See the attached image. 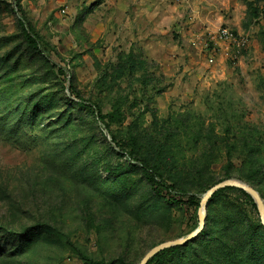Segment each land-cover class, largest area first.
<instances>
[{
  "label": "rangeland",
  "instance_id": "374dc122",
  "mask_svg": "<svg viewBox=\"0 0 264 264\" xmlns=\"http://www.w3.org/2000/svg\"><path fill=\"white\" fill-rule=\"evenodd\" d=\"M13 3L0 0V264H139L190 234L201 198L226 180L264 205V0H21L58 53L49 61ZM222 27L246 47L214 45ZM69 81L102 114L121 110L110 132ZM125 151L195 195L197 212L158 199ZM210 198L206 232L152 264H254L256 204L238 188Z\"/></svg>",
  "mask_w": 264,
  "mask_h": 264
},
{
  "label": "trees",
  "instance_id": "16d2710c",
  "mask_svg": "<svg viewBox=\"0 0 264 264\" xmlns=\"http://www.w3.org/2000/svg\"><path fill=\"white\" fill-rule=\"evenodd\" d=\"M21 0H14L13 3V12L16 17V23L18 28L20 29V32L22 33L23 37L26 40V43L31 48L32 51H34L37 55H39L43 60L49 61L50 56L53 54L54 56L58 57V53L56 52L55 48L51 46L48 42L43 40L33 29L32 25L28 21L24 11L22 10V7L20 5ZM57 73L59 76L65 78V72L62 68H57ZM69 91L74 94L76 99L78 100V104L82 105L86 109L92 113L97 120L103 124V126L107 129L108 132L109 124L114 123L119 118L121 119V110L114 107L113 110L110 113L102 114L100 110L97 108L95 104H93L90 100L84 99L74 88L71 81H69ZM107 119V122L105 121ZM113 143L119 148H121V145L114 137H111ZM125 154L127 158L135 162V165L140 171L141 176L143 177L146 185L150 189V191L162 202H164L167 205H185L188 207H194V211L197 212V209L199 208V200L197 197L193 194H186L185 192L178 193L176 191V186L173 182L169 181L167 178H165L159 171H157L152 165L148 163V161L145 158L138 157L134 155L133 151H125ZM253 188V187H252ZM229 189H235L233 187H227L224 189H220L216 192H214L210 198L217 197L221 192ZM255 189V188H253ZM240 192H242L248 199L251 201L252 206L255 207V203L253 202V199L243 192L242 190L238 189ZM193 227L190 229L188 233H191L197 228V223H193ZM245 230L251 232L252 236H257L262 241H264V226L258 221L257 224H253L251 221H246L245 223ZM206 232L205 226H203L202 231L198 234L197 237L202 236ZM11 235L18 236V233L10 231ZM193 241V239H192ZM189 242V241H188ZM191 242V240H190ZM235 242V241H234ZM249 243H246V252L250 256L251 261L255 264V262L259 261V258L264 257V246L259 245L258 243L250 240ZM234 243H229V246L232 248V245ZM183 248L182 245L180 246H172L165 248L158 253H156L146 264H152L154 260L157 259V261H160L162 257L165 255H171L178 253ZM86 262L90 264H106L103 261H92L89 258H84ZM254 260V261H253ZM256 260V261H255Z\"/></svg>",
  "mask_w": 264,
  "mask_h": 264
},
{
  "label": "water",
  "instance_id": "95a60500",
  "mask_svg": "<svg viewBox=\"0 0 264 264\" xmlns=\"http://www.w3.org/2000/svg\"><path fill=\"white\" fill-rule=\"evenodd\" d=\"M227 187H235L238 188L240 190H243L244 192H246L247 194H249L252 199L254 200L256 206H257V210L258 213L260 215V219H261V223L264 226V205H263V201L260 198L259 194L257 193V191L255 189H253L252 187L246 185V184H242V183H238L235 181H230V180H226V181H222L216 185H214L213 187H211L201 198L200 200V205L202 206L201 209H199V213H198V226L197 228L191 232L190 234L178 239V240H173V241H169L166 243H162V244H158L156 246H154L153 248H151L140 260L139 264H146L147 261L153 257L156 253H158L159 251L167 248V247H172V246H180L183 245L185 243H187L188 241L194 239L203 229L204 226V205L207 202V200L211 197V195L220 190V189H224Z\"/></svg>",
  "mask_w": 264,
  "mask_h": 264
},
{
  "label": "built area",
  "instance_id": "2783aa9c",
  "mask_svg": "<svg viewBox=\"0 0 264 264\" xmlns=\"http://www.w3.org/2000/svg\"><path fill=\"white\" fill-rule=\"evenodd\" d=\"M211 42L214 45H223L225 49H231L233 53L237 54V51L239 52L246 47L248 38L246 35L235 32L228 27H222L211 36Z\"/></svg>",
  "mask_w": 264,
  "mask_h": 264
}]
</instances>
